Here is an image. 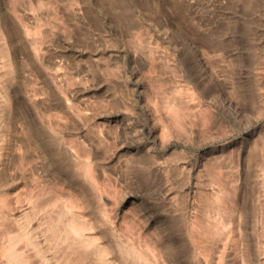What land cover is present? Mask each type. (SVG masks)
Returning a JSON list of instances; mask_svg holds the SVG:
<instances>
[{
    "label": "rangeland",
    "instance_id": "374dc122",
    "mask_svg": "<svg viewBox=\"0 0 264 264\" xmlns=\"http://www.w3.org/2000/svg\"><path fill=\"white\" fill-rule=\"evenodd\" d=\"M0 264H264V0H0Z\"/></svg>",
    "mask_w": 264,
    "mask_h": 264
},
{
    "label": "bare ground",
    "instance_id": "6f19581e",
    "mask_svg": "<svg viewBox=\"0 0 264 264\" xmlns=\"http://www.w3.org/2000/svg\"><path fill=\"white\" fill-rule=\"evenodd\" d=\"M6 20V19H5ZM23 23V22H22ZM3 27H4V31H5V34H6V37L8 38V39H10V41L13 43V41H14V36H15V32H17L18 34H19V26H18V24H16V23H14L13 21H10V20H8V21H4V25H3ZM26 31V30H25ZM19 40L21 41V42H25V37H24V35L22 34V33H20L19 34ZM28 42H29V40H28ZM11 43V44H12ZM35 44V43H34ZM13 45V44H12ZM193 47V46H192ZM191 48V47H190ZM191 49H194V48H191ZM196 50V49H195ZM195 54V53H194ZM27 55V54H26ZM29 56V55H28ZM30 57V56H29ZM33 57V56H32ZM188 92H190L189 91V89H188ZM221 93V92H220ZM196 93L195 92H190V96H191V99H193V98H195L196 99V96L197 95H195ZM220 96H222L221 94H220ZM227 96V95H226ZM198 97V96H197ZM228 97V96H227ZM56 98V100H55V104L56 105H60L61 107L63 106V105H65L66 106V108L67 109H70L71 108V106H70V104H68V102H63V101H60L59 100V97L58 96H56L55 97ZM194 99V100H195ZM197 99H199V98H197ZM222 99V98H221ZM223 99L225 100V101H227L226 100V97H224L223 96ZM220 101V100H219ZM198 102V101H197ZM223 103H224V101L223 102H221L220 104H222L223 105ZM230 101H227L226 102V104H227V106H228V109H229V111L231 112V113H233L234 115H235V108L234 107H232L231 105H230ZM232 103H234V102H232ZM231 103V104H232ZM197 104V103H196ZM200 105V104H199ZM225 105V104H224ZM224 105H223V107H224ZM236 105V104H235ZM226 106V105H225ZM245 106V105H244ZM243 106V107H244ZM143 107H146V106H141V107H138V109L140 110V111H144V110H142L143 109ZM243 107H242V109H243ZM251 107V106H250ZM227 108V107H226ZM246 108V107H245ZM244 108V109H245ZM237 109H239V108H237ZM210 113H211V111H209ZM213 112V111H212ZM229 112V113H230ZM228 113V112H227ZM228 113V114H229ZM245 113V112H244ZM215 114V113H214ZM213 114H211V116H212ZM233 115V116H234ZM210 116V117H211ZM239 117V116H238ZM57 120V119H56ZM50 135V134H49ZM50 140H51V143H52V152H51V154H50V160H51V162H52V164H54L53 166L55 167V171H53L52 170V172L49 174V180L50 179H52V182H58V181H60V176L58 175V172H57V169H58V165H60L61 164V159H62V157H63V154H62V149H64V151H65V154H66V157H68V158H74V154L71 152V150L68 148V146L66 145V144H64L60 139H58L57 137H55V136H53L52 135V138L50 137ZM151 149V148H150ZM150 152H148V150L146 151V152H148V153H150V154H148V155H154L155 153H152V151L153 150H149ZM155 156V155H154ZM148 157H150V156H148ZM151 158V157H150ZM150 158H149V160H150ZM153 158V157H152ZM241 157H239V159H240ZM238 159V158H237ZM152 162V161H151ZM84 164V163H83ZM84 165H86L87 167H88V170H89V173H90V176H91V179H94V177H96V171L91 167V165H89V164H87L86 162H85V164ZM82 168H84V166H82ZM47 171H49V170H47ZM47 171H46V173H47ZM86 173H88V172H86ZM45 175H48V174H45ZM89 176V175H88ZM90 179V180H91ZM51 182V181H50ZM59 184V183H58ZM80 191H81V189H80ZM75 192V191H74ZM81 194H83V193H81ZM35 196V195H34ZM98 197H96V196H94V198H99L100 200H101V195H97ZM32 198V197H31ZM38 198V197H37ZM94 198H88L87 200H88V204L90 205V203H92L93 202V200H94ZM86 200V201H87ZM56 201V200H55ZM227 201H230V200H227ZM239 201V200H238ZM87 203H85V205H88ZM232 203H233V201H232ZM230 204V203H229ZM238 204V203H237ZM53 206V208L55 207L54 205H52ZM232 206V205H231ZM240 206V205H239ZM83 207H85V206H83ZM236 207H237V205H236ZM51 208V207H50ZM86 208V207H85ZM81 211V210H80ZM234 221V220H233ZM230 222H231V220H230ZM93 223H94V221H93ZM92 223V224H93ZM233 223H235V222H233ZM230 224V223H229ZM232 224V223H231ZM235 225V224H234ZM160 237V236H159ZM162 238V237H161ZM156 239H158V238H156ZM155 239V240H156ZM160 239V238H159ZM163 239V238H162ZM162 239H161V241H162ZM160 241V240H159ZM157 243V242H156ZM160 245H162V244H160ZM166 245V246H165ZM165 245H163V246H165V247H163V248H165V250H166V247H167V244H165ZM169 253V252H168ZM167 254V253H166ZM165 255V254H164ZM163 255V256H164ZM166 257V256H165ZM168 257V256H167Z\"/></svg>",
    "mask_w": 264,
    "mask_h": 264
}]
</instances>
